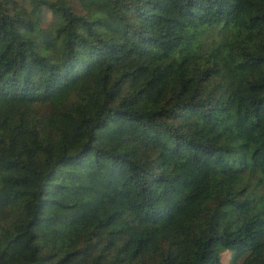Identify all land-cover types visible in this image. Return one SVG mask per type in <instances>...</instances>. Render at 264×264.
<instances>
[{"label":"trees","instance_id":"1","mask_svg":"<svg viewBox=\"0 0 264 264\" xmlns=\"http://www.w3.org/2000/svg\"><path fill=\"white\" fill-rule=\"evenodd\" d=\"M224 250L264 264V0H0V264Z\"/></svg>","mask_w":264,"mask_h":264},{"label":"rangeland","instance_id":"2","mask_svg":"<svg viewBox=\"0 0 264 264\" xmlns=\"http://www.w3.org/2000/svg\"><path fill=\"white\" fill-rule=\"evenodd\" d=\"M46 19H49L48 15H45L44 21H46ZM219 258L222 264H238V261L236 262L233 260V253L231 251H221L219 254Z\"/></svg>","mask_w":264,"mask_h":264}]
</instances>
